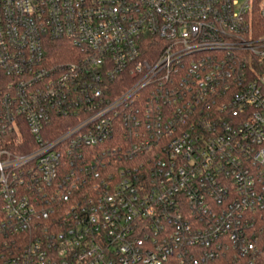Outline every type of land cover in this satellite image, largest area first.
I'll return each mask as SVG.
<instances>
[{
	"label": "built area",
	"instance_id": "obj_1",
	"mask_svg": "<svg viewBox=\"0 0 264 264\" xmlns=\"http://www.w3.org/2000/svg\"><path fill=\"white\" fill-rule=\"evenodd\" d=\"M0 264H264V0H0Z\"/></svg>",
	"mask_w": 264,
	"mask_h": 264
},
{
	"label": "trees",
	"instance_id": "obj_2",
	"mask_svg": "<svg viewBox=\"0 0 264 264\" xmlns=\"http://www.w3.org/2000/svg\"><path fill=\"white\" fill-rule=\"evenodd\" d=\"M52 53L48 55L49 57L53 58L56 61L63 60L67 57H71V53L74 52L73 48L69 46V44H66L65 42H57L55 45L52 47ZM72 58V57H71ZM70 58V59H71ZM57 129V128H56ZM26 137H29V133H26ZM31 142V140H30ZM33 148L32 145H30L28 148H23L19 150L20 153H28L30 150Z\"/></svg>",
	"mask_w": 264,
	"mask_h": 264
},
{
	"label": "rangeland",
	"instance_id": "obj_3",
	"mask_svg": "<svg viewBox=\"0 0 264 264\" xmlns=\"http://www.w3.org/2000/svg\"><path fill=\"white\" fill-rule=\"evenodd\" d=\"M245 0H243V2H244Z\"/></svg>",
	"mask_w": 264,
	"mask_h": 264
}]
</instances>
